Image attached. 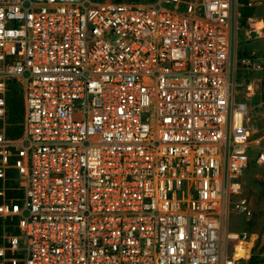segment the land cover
Wrapping results in <instances>:
<instances>
[{
	"label": "built area",
	"instance_id": "2783aa9c",
	"mask_svg": "<svg viewBox=\"0 0 264 264\" xmlns=\"http://www.w3.org/2000/svg\"><path fill=\"white\" fill-rule=\"evenodd\" d=\"M258 3L0 0V264L248 263Z\"/></svg>",
	"mask_w": 264,
	"mask_h": 264
},
{
	"label": "rangeland",
	"instance_id": "374dc122",
	"mask_svg": "<svg viewBox=\"0 0 264 264\" xmlns=\"http://www.w3.org/2000/svg\"><path fill=\"white\" fill-rule=\"evenodd\" d=\"M127 1L140 3L151 0ZM253 1L261 2L257 6H249L254 9L248 17L255 20L251 22V26L246 18L245 29H242L238 36L241 39L239 42L241 51H247L261 64V68L251 71L247 80V82H251V85L246 93L248 104L246 124L250 127L253 138L259 139L257 151L258 148L264 150V0ZM261 28L263 32L254 30ZM243 184L247 209L237 208L232 203L227 228L229 230H247L250 233V241L255 240L254 251H258L256 255L260 257L259 264H264V166L252 161L243 174ZM250 211L251 213H249Z\"/></svg>",
	"mask_w": 264,
	"mask_h": 264
},
{
	"label": "trees",
	"instance_id": "16d2710c",
	"mask_svg": "<svg viewBox=\"0 0 264 264\" xmlns=\"http://www.w3.org/2000/svg\"><path fill=\"white\" fill-rule=\"evenodd\" d=\"M242 1L247 2L248 0H242ZM253 9L254 7H249V6H244L242 8L243 22H245L246 18L253 13ZM245 54H249V53L245 51ZM9 107H10V114L12 120L16 119L17 116L21 117V115L23 114V106L19 95H13L9 98ZM259 261H260L259 255H252L247 264H259Z\"/></svg>",
	"mask_w": 264,
	"mask_h": 264
},
{
	"label": "bare ground",
	"instance_id": "6f19581e",
	"mask_svg": "<svg viewBox=\"0 0 264 264\" xmlns=\"http://www.w3.org/2000/svg\"><path fill=\"white\" fill-rule=\"evenodd\" d=\"M253 20H255V19H253ZM253 20H251V22H252ZM253 241H254V240L252 239L251 241H248V242H247V246H248V247H247L246 249L244 248V245L240 246V247H239L238 255L248 256L249 248L253 246Z\"/></svg>",
	"mask_w": 264,
	"mask_h": 264
},
{
	"label": "water",
	"instance_id": "95a60500",
	"mask_svg": "<svg viewBox=\"0 0 264 264\" xmlns=\"http://www.w3.org/2000/svg\"><path fill=\"white\" fill-rule=\"evenodd\" d=\"M257 253H258V251L255 250V251H254V255H256Z\"/></svg>",
	"mask_w": 264,
	"mask_h": 264
}]
</instances>
